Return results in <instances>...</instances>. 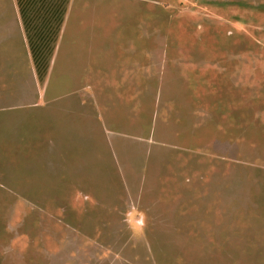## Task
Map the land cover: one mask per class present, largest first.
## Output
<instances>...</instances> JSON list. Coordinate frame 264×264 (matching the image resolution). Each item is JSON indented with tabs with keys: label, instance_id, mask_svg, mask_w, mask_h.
I'll list each match as a JSON object with an SVG mask.
<instances>
[{
	"label": "rangeland",
	"instance_id": "374dc122",
	"mask_svg": "<svg viewBox=\"0 0 264 264\" xmlns=\"http://www.w3.org/2000/svg\"><path fill=\"white\" fill-rule=\"evenodd\" d=\"M59 34L39 77L0 0V264H264V0H69Z\"/></svg>",
	"mask_w": 264,
	"mask_h": 264
},
{
	"label": "trees",
	"instance_id": "16d2710c",
	"mask_svg": "<svg viewBox=\"0 0 264 264\" xmlns=\"http://www.w3.org/2000/svg\"><path fill=\"white\" fill-rule=\"evenodd\" d=\"M69 0H15L31 60L40 77L50 58ZM42 75V73H41Z\"/></svg>",
	"mask_w": 264,
	"mask_h": 264
},
{
	"label": "crops",
	"instance_id": "0c3cea01",
	"mask_svg": "<svg viewBox=\"0 0 264 264\" xmlns=\"http://www.w3.org/2000/svg\"><path fill=\"white\" fill-rule=\"evenodd\" d=\"M59 36H60V34H59ZM58 39H59V38H58ZM58 42H59V40H57V43H56L57 45H59ZM55 48H56V47H55ZM55 53H56V51L54 50V54H53V55H54L55 57H57V55H55Z\"/></svg>",
	"mask_w": 264,
	"mask_h": 264
}]
</instances>
